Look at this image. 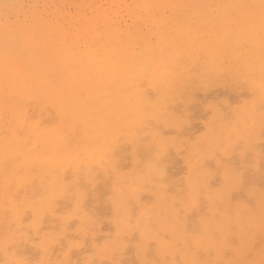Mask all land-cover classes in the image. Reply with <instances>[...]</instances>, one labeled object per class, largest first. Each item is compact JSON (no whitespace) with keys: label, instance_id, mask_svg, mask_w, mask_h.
I'll return each instance as SVG.
<instances>
[{"label":"clouds","instance_id":"clouds-1","mask_svg":"<svg viewBox=\"0 0 264 264\" xmlns=\"http://www.w3.org/2000/svg\"><path fill=\"white\" fill-rule=\"evenodd\" d=\"M0 264H264V0H0Z\"/></svg>","mask_w":264,"mask_h":264}]
</instances>
